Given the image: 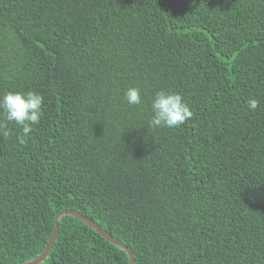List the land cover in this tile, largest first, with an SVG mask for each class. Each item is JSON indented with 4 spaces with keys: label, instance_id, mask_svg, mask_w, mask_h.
Wrapping results in <instances>:
<instances>
[{
    "label": "trees",
    "instance_id": "obj_1",
    "mask_svg": "<svg viewBox=\"0 0 264 264\" xmlns=\"http://www.w3.org/2000/svg\"><path fill=\"white\" fill-rule=\"evenodd\" d=\"M161 90L193 117L151 127ZM9 91L44 106L27 136L0 110V264L39 255L61 210L133 264H264V0H0ZM40 264L128 257L64 214Z\"/></svg>",
    "mask_w": 264,
    "mask_h": 264
},
{
    "label": "clouds",
    "instance_id": "obj_2",
    "mask_svg": "<svg viewBox=\"0 0 264 264\" xmlns=\"http://www.w3.org/2000/svg\"><path fill=\"white\" fill-rule=\"evenodd\" d=\"M124 95L129 105L142 103L141 90L137 87L129 88ZM247 104L251 111H255L259 106V101L252 98L247 101ZM43 106V95L35 91L27 93L9 91L0 95V110L4 112L5 120L14 122L22 128L24 136L29 135L33 127L39 125L43 116ZM151 108L153 115L150 126L153 128H178L193 117L190 106L184 102L180 94L165 90L156 92ZM0 135L5 138L10 135L6 126L0 125Z\"/></svg>",
    "mask_w": 264,
    "mask_h": 264
},
{
    "label": "water",
    "instance_id": "obj_3",
    "mask_svg": "<svg viewBox=\"0 0 264 264\" xmlns=\"http://www.w3.org/2000/svg\"><path fill=\"white\" fill-rule=\"evenodd\" d=\"M64 214L73 215V216H76V217L80 218L82 221H84L85 223H87L88 225L93 227L97 231V233H99L102 237H104L108 242H110V243L122 248L125 251V253L127 254L128 264H133L132 253H131V251L128 249V247L126 245L122 244L121 242H119L118 240L113 238L111 235H109L106 232H104L99 226H97L94 222H92L91 220H89L85 216H83V215H81L78 212H75L73 210H61L55 215L53 230H52V232H51V234L49 236V239H48V241H47V243L45 245V248L43 249V251L39 255H37L36 257H34L31 260H27V261L20 262V263H14V264H40L41 262H43L44 258L46 257V255H47V253L49 251V249L51 248L52 243L54 241V238L56 236L58 218L61 215H64Z\"/></svg>",
    "mask_w": 264,
    "mask_h": 264
}]
</instances>
